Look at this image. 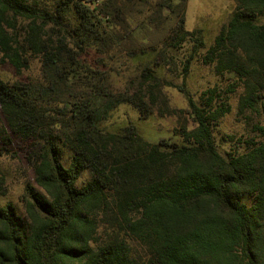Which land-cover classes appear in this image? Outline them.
<instances>
[{
  "label": "trees",
  "instance_id": "1",
  "mask_svg": "<svg viewBox=\"0 0 264 264\" xmlns=\"http://www.w3.org/2000/svg\"><path fill=\"white\" fill-rule=\"evenodd\" d=\"M234 1L209 44L186 27L189 0H0V63L18 75L0 76V155L23 143L36 183L23 210L0 202V264H264V124L253 120L264 109V0ZM185 48L183 82L165 81ZM34 58L40 73L25 75ZM194 61L231 81L196 98ZM122 72L115 98L107 87ZM165 85L188 101L182 143L105 127L119 104L144 118L177 111ZM233 96L255 134L225 155L216 129Z\"/></svg>",
  "mask_w": 264,
  "mask_h": 264
},
{
  "label": "rangeland",
  "instance_id": "2",
  "mask_svg": "<svg viewBox=\"0 0 264 264\" xmlns=\"http://www.w3.org/2000/svg\"><path fill=\"white\" fill-rule=\"evenodd\" d=\"M236 7L234 0H189L186 14V27L193 29L202 27L204 29L205 38L210 44L221 26L226 23L232 11ZM144 15H137L134 22H140ZM264 22V18L262 19ZM149 25V24H148ZM152 31H149L147 39L157 40L159 35L150 26ZM187 52V48L179 50V71H171L169 67H164L162 76L165 81H171L174 84H181L182 77V62ZM166 65V60H162ZM41 71L40 60L34 58L29 71L25 75H37ZM0 76L6 80H14L18 77L15 69L10 64L0 63ZM130 77L127 72L114 73L110 76V84L107 87L109 93L115 98L120 92L126 90V81ZM232 76L217 75L214 68L209 65H204L199 61L192 63L191 72L187 77V86L191 92L198 98L200 93L215 84L225 86L231 81ZM164 90L169 99L171 108L176 109L172 114L161 115L155 112L153 115L144 118L138 110L129 104H119L111 113L110 119L105 123L107 129H119L127 125H133L138 132L151 142H160L162 140L182 143V139L175 134V130L180 125V116H189L186 113L188 101L185 95L175 86H164ZM104 102V101H103ZM232 106L231 111L221 120V123L216 129L217 141L220 145V150L223 154L235 147V140L246 138L252 134V123L248 119H243L237 115L238 98L230 99ZM182 110H185L182 113ZM255 122L260 121L264 124V109L260 111L253 119ZM0 121H2V113L0 112ZM228 135H233L231 139ZM23 143L15 142L11 153H3L0 155V172L6 178L5 194H0V202L13 201L21 210L23 203L21 197L24 194L27 183L35 184V176L32 167L28 164L24 152L21 150ZM243 148H241L242 150Z\"/></svg>",
  "mask_w": 264,
  "mask_h": 264
}]
</instances>
